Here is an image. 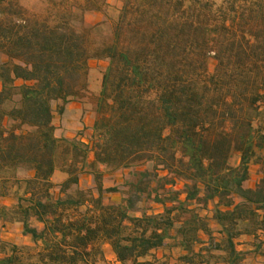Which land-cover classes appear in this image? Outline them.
Returning <instances> with one entry per match:
<instances>
[{"label":"trees","instance_id":"16d2710c","mask_svg":"<svg viewBox=\"0 0 264 264\" xmlns=\"http://www.w3.org/2000/svg\"><path fill=\"white\" fill-rule=\"evenodd\" d=\"M121 1L113 23L108 0H0V223L33 244L0 237V264L264 259V0ZM92 62L88 144L55 121L93 98Z\"/></svg>","mask_w":264,"mask_h":264},{"label":"rangeland","instance_id":"374dc122","mask_svg":"<svg viewBox=\"0 0 264 264\" xmlns=\"http://www.w3.org/2000/svg\"><path fill=\"white\" fill-rule=\"evenodd\" d=\"M30 2V1H29ZM108 4L110 5L109 9V16L111 22H115L117 19V16L119 14V11L122 7V1L121 0H108ZM106 20V17L104 14L100 13H93L89 14L87 16V21L89 24H97L100 22H104ZM5 61V57L0 56V63ZM90 75H89V82H90V88L93 92V98L90 100L85 101H79L71 103L65 112L63 116H57L56 117V126L58 128L57 135L58 136H65L69 138H80L82 140H85L86 143L91 144L92 138H93V125L97 119V112H96V105H97V96L100 93L101 90V82H102V75L100 73V67L97 62H92L90 65ZM28 173H21V177H28ZM253 178L251 180L250 184H253L259 180L258 173H254ZM124 178V173H118L114 177H110L106 179L105 185L106 187H110L116 184H121ZM64 177L60 174H58L55 177V182L60 183L63 181ZM83 188H93V182L90 177H85L82 181ZM96 194V193H95ZM121 200V196L117 194L112 195H106L105 196V202L106 203H117ZM8 205L12 204V201H5ZM85 209H82L80 211V214H84ZM5 235L4 241L17 244L20 246H31L25 244L26 241L20 236V233L17 231L16 226L9 225L7 229L4 231ZM9 233V234H7ZM8 235H12L11 237H8ZM29 242V241H27ZM244 245L247 246V242L244 243ZM99 254L96 255L98 264H112V261L110 259H107L110 257V254L107 251H103L102 247L100 246ZM36 250H31L27 252L28 257L31 258V260H36ZM179 253H175L172 255V261H175L176 256ZM106 256V257H105ZM248 264L249 261H248ZM253 264H262L260 262H253Z\"/></svg>","mask_w":264,"mask_h":264},{"label":"crops","instance_id":"0c3cea01","mask_svg":"<svg viewBox=\"0 0 264 264\" xmlns=\"http://www.w3.org/2000/svg\"><path fill=\"white\" fill-rule=\"evenodd\" d=\"M83 141H85V140H83ZM251 172H252V176H251V180H252L253 178H255L253 176V174L257 172V168L256 167H252ZM251 180L247 183L248 187H254L256 185V183L258 182L257 181V182H255L253 184H250L251 183ZM6 201H8V200H6ZM9 225H11L12 227L13 226H16L17 227V231L20 233V236L24 239V241H26L25 244L33 246V244L31 243L30 239L28 237H24L23 236V233H22L23 232L22 225L21 224H18V223H15V224L9 223V224L6 225L5 228H2V223H0V228H2L1 229V235H0L1 239H4V237H3L5 235L4 231L7 229V227ZM7 234H9V233H7ZM11 236L12 235H8V237H11ZM27 241H29V242H27ZM252 241H253V239L250 238V237H243V238H241L238 241V246H237L238 247V250L239 251H242V252L251 251L252 250V247H251ZM245 242H247V246L244 245ZM101 247H102V250L103 251H107L110 254V257L107 258V259H110V261H112V264H120L118 262V260H117L116 254L114 253L112 247L108 243L102 244ZM176 252L179 253L178 251H174L173 254H175ZM158 255L161 257L163 255V251H158ZM251 258L253 259L252 256H250V259ZM253 262H260V263L264 264V259H261L260 257H258L254 261H252L250 264H253ZM172 264H176V259H175V261H172Z\"/></svg>","mask_w":264,"mask_h":264}]
</instances>
